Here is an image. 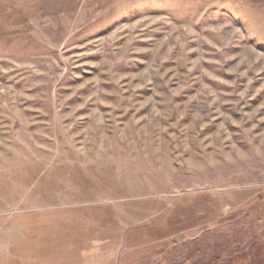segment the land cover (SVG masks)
Segmentation results:
<instances>
[{"label": "rangeland", "instance_id": "obj_1", "mask_svg": "<svg viewBox=\"0 0 264 264\" xmlns=\"http://www.w3.org/2000/svg\"><path fill=\"white\" fill-rule=\"evenodd\" d=\"M0 264H264V0H0Z\"/></svg>", "mask_w": 264, "mask_h": 264}]
</instances>
